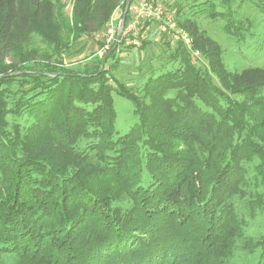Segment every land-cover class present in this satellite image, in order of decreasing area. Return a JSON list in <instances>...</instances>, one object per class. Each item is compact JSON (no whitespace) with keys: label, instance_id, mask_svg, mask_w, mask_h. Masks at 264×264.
Returning a JSON list of instances; mask_svg holds the SVG:
<instances>
[{"label":"trees","instance_id":"trees-1","mask_svg":"<svg viewBox=\"0 0 264 264\" xmlns=\"http://www.w3.org/2000/svg\"><path fill=\"white\" fill-rule=\"evenodd\" d=\"M67 1L70 24L58 0H0V85H30L11 110L0 104V254L15 264H233L242 243L264 264V235L244 237L236 206L247 193L241 162L258 158L252 206L264 212V69L230 77L215 42L186 21L221 88L191 65L147 79L141 99L119 88L136 117L119 135L106 68L115 44L75 70L28 48L33 36L54 52L67 46L62 26L88 38L126 0ZM8 114L31 120L8 136Z\"/></svg>","mask_w":264,"mask_h":264},{"label":"rangeland","instance_id":"rangeland-1","mask_svg":"<svg viewBox=\"0 0 264 264\" xmlns=\"http://www.w3.org/2000/svg\"><path fill=\"white\" fill-rule=\"evenodd\" d=\"M223 1H145L144 8H149L148 5H151L150 11L153 15L150 16V21L138 27V36L128 38V44H125L121 37L118 44L113 46L116 50L115 55L108 60L106 65L107 69L113 66L111 76L117 82L116 84L113 80H109L116 111L115 126L119 135L126 133L136 123V117L132 114V105L118 94L119 88L141 99L147 79L160 73L176 70L182 72L187 65L193 66L204 75L208 74L211 83L221 88L216 77L209 72L206 57L195 49L192 33L182 27L186 21L192 25L197 35L215 42L219 50L220 61L230 77L237 76L247 68L264 69V0ZM140 4L143 5L144 0H134L130 7L143 11V6L141 7ZM71 8L69 1L58 0L55 14H60L64 22L70 24ZM121 14L120 5L112 12L103 28L91 33L88 38L74 39L73 35H69L63 26L59 27L60 37L68 41V45L57 52L49 50L37 36H33L32 45L28 50L37 51L39 55H47L48 58L52 55L51 62L62 63L63 66L75 70L81 60L91 61L95 57H101L111 48L112 44H116V33ZM127 17H129V12ZM60 22L58 21L56 25ZM228 25L233 26L230 32ZM169 56H173V59L171 60ZM29 87L30 85L25 84L22 79L5 80L0 85V104L5 109L11 110L16 96L21 91L28 90ZM225 92L228 94L227 91ZM231 97L240 101L238 97ZM30 120L31 118L26 114L18 117L8 114L5 118L8 136H14L15 130L18 127L22 130ZM260 164L261 161L258 158L241 162L245 170L244 178L247 182L245 192L247 193L236 198L237 213L245 223L244 237L253 242L264 235V212L254 211L252 206L258 200L257 194L263 192L261 187L255 185L259 178L257 168ZM241 247L242 243L235 251L233 264H256L258 253L250 255ZM0 259L2 264H15L17 261V257L10 254H0Z\"/></svg>","mask_w":264,"mask_h":264},{"label":"built area","instance_id":"built-area-1","mask_svg":"<svg viewBox=\"0 0 264 264\" xmlns=\"http://www.w3.org/2000/svg\"><path fill=\"white\" fill-rule=\"evenodd\" d=\"M145 1H147V0H144L143 5L140 4L141 7L143 6L142 7L143 11H138L137 8L129 6V9H128L129 17L127 19V22H125L124 29H123V32L121 35V37L125 41V44H128V42H129L128 38H130V37L135 38L138 36V32H137L138 27L141 24L145 23L146 21H150V19H151L150 16L153 15L152 12L150 11L151 5H148L149 8H144ZM147 3H149V2H147Z\"/></svg>","mask_w":264,"mask_h":264},{"label":"water","instance_id":"water-1","mask_svg":"<svg viewBox=\"0 0 264 264\" xmlns=\"http://www.w3.org/2000/svg\"><path fill=\"white\" fill-rule=\"evenodd\" d=\"M131 1L132 0H126L124 10L121 14V19L119 21V25H118V29H117V33H116V44H115V46L120 41L123 29H124L125 21H126L127 12H128ZM113 50H114V48H113ZM113 50H111V51H113Z\"/></svg>","mask_w":264,"mask_h":264}]
</instances>
